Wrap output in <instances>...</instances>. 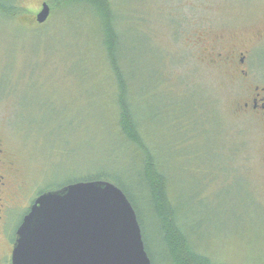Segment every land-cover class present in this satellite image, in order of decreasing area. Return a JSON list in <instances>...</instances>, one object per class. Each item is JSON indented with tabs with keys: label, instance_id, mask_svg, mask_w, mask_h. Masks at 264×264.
<instances>
[{
	"label": "rangeland",
	"instance_id": "374dc122",
	"mask_svg": "<svg viewBox=\"0 0 264 264\" xmlns=\"http://www.w3.org/2000/svg\"><path fill=\"white\" fill-rule=\"evenodd\" d=\"M47 1L15 0L21 11L12 20L0 13V145L17 164L20 204L102 168L140 196L141 165L112 130L119 91L110 88L95 19L77 7L39 25ZM110 1L130 102L163 162L185 233L213 263L264 264V122L240 111L234 70L212 66L208 53L218 40L231 47L255 42L264 0ZM18 29L34 41L28 49ZM7 62L14 64L8 93ZM162 71L167 81L158 84ZM196 100L195 116L211 120L191 127ZM22 208L13 214L12 236ZM146 223L154 242L151 216ZM152 252L162 264L155 243Z\"/></svg>",
	"mask_w": 264,
	"mask_h": 264
},
{
	"label": "trees",
	"instance_id": "16d2710c",
	"mask_svg": "<svg viewBox=\"0 0 264 264\" xmlns=\"http://www.w3.org/2000/svg\"><path fill=\"white\" fill-rule=\"evenodd\" d=\"M47 3L50 5L52 13L61 11V13L66 14L70 9L82 7L95 19L99 40L101 39L103 42L102 48L106 57L108 76L114 82L110 88L116 90L118 88L119 91L115 107L109 112L112 130L116 134L119 146L131 149L133 154L136 155L134 159L141 165V171L138 173L141 179L139 188L141 194L137 196L117 173L102 168L96 169L97 171H87V176L82 177L81 180L57 188H50L47 191H41L38 195L79 182H111L124 192L135 209L141 226L146 251L152 264H155V256H152L154 255L152 252L154 243L158 247V255L162 264H217L213 263L207 255L202 254L198 250V247L192 242L180 224L176 215V208L173 206V200L169 195V177L164 171L163 162L158 158L157 153L155 154L156 149L152 148L146 138L144 125L138 120L135 106L130 102L129 87L126 80V76H128L127 69L121 62L118 54L120 35L118 25L116 26L115 6L110 0H48ZM20 11L21 9L16 6L15 0L0 1V13L4 20L14 19ZM17 31V37H21L22 42L25 40L23 37L28 39V41L23 43L25 44L23 47L28 49L29 45L33 44L34 41L29 40V35H26L29 33H26V31L21 29ZM13 65V62H7L2 71V73L5 72L4 76H8V87L5 90L7 93L14 87L11 84V77L14 76ZM157 66L161 70V63ZM26 68V71H33L35 69H28L27 66ZM24 73L22 72L20 76H24ZM162 75L157 82L158 84L159 82L160 84H165L167 81L163 71ZM153 88L156 89V84ZM194 107L193 119H189L188 126L193 127L198 122L206 125L208 120H211L207 117L208 114L201 116V118L196 117L197 100ZM176 127V125L173 128L169 126V129ZM175 130L178 132L179 129ZM140 201H143L145 206H141ZM149 216H151L152 224L156 229V238H153L154 242L151 240L146 226V220Z\"/></svg>",
	"mask_w": 264,
	"mask_h": 264
},
{
	"label": "water",
	"instance_id": "95a60500",
	"mask_svg": "<svg viewBox=\"0 0 264 264\" xmlns=\"http://www.w3.org/2000/svg\"><path fill=\"white\" fill-rule=\"evenodd\" d=\"M51 16L46 2L39 25ZM12 264H152L137 213L111 182L67 185L40 195L16 232Z\"/></svg>",
	"mask_w": 264,
	"mask_h": 264
},
{
	"label": "flooded vegetation",
	"instance_id": "af4514ba",
	"mask_svg": "<svg viewBox=\"0 0 264 264\" xmlns=\"http://www.w3.org/2000/svg\"><path fill=\"white\" fill-rule=\"evenodd\" d=\"M208 53L212 66L228 65L234 70V77L241 84L238 90L242 96L240 111L245 115L258 116L264 122V20L256 33V41L250 45L231 47L225 40H218ZM39 196L27 207L21 206L23 196L17 164L0 145V264H9L10 257L12 264L15 236L20 227L12 236L10 225L15 210L22 207L26 210L22 224Z\"/></svg>",
	"mask_w": 264,
	"mask_h": 264
}]
</instances>
